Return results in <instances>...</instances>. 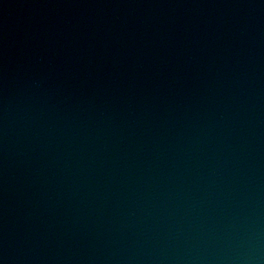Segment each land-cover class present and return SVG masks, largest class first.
Instances as JSON below:
<instances>
[{
	"label": "water",
	"instance_id": "95a60500",
	"mask_svg": "<svg viewBox=\"0 0 264 264\" xmlns=\"http://www.w3.org/2000/svg\"><path fill=\"white\" fill-rule=\"evenodd\" d=\"M0 264H264V0H0Z\"/></svg>",
	"mask_w": 264,
	"mask_h": 264
}]
</instances>
